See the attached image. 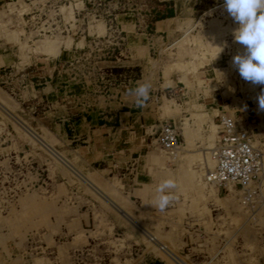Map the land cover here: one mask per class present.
Instances as JSON below:
<instances>
[{"label":"rangeland","instance_id":"374dc122","mask_svg":"<svg viewBox=\"0 0 264 264\" xmlns=\"http://www.w3.org/2000/svg\"><path fill=\"white\" fill-rule=\"evenodd\" d=\"M155 4L0 0V264H264V177L245 203L241 189L206 180L212 158L202 165L222 112L249 110L264 154V85L245 81L233 64L246 52L234 40L239 25L215 14L223 2L195 24L175 20L177 30L157 36L153 50ZM214 15L235 25L220 37L218 56ZM210 64L215 74H202ZM138 83L151 85L144 106L157 125L148 114L144 135L96 129L72 139L74 123L63 120L140 110L129 94ZM162 120L191 134L185 144L178 133L173 157L155 139ZM167 178L176 199L161 212L155 190Z\"/></svg>","mask_w":264,"mask_h":264},{"label":"crops","instance_id":"0c3cea01","mask_svg":"<svg viewBox=\"0 0 264 264\" xmlns=\"http://www.w3.org/2000/svg\"><path fill=\"white\" fill-rule=\"evenodd\" d=\"M224 0H156V8H152V13H154V18L150 23L152 24V27L149 26V29H152L151 36H154L152 38L154 40V43L152 42L147 45L148 47H152L153 50H155L161 40L156 38L157 36H162L167 31H171V34H173L177 28L175 27V20L178 21H186L187 19H192V24H195L198 16L201 15L203 12L209 11L211 9L220 7L223 4ZM155 7V6H152ZM160 7V8H159ZM161 9V10H159ZM163 12L164 15H155V12ZM220 11L217 13L215 11V14L222 16L225 14H229L226 10H218ZM124 15H127V18L124 20L125 24H130V19L128 18V12L122 13ZM152 15V14H151ZM230 15V14H229ZM195 18V19H194ZM166 20H169V22H166ZM172 20V21H170ZM211 26L213 27V31L215 34V42L213 43V52H211L214 56L220 55L221 50V43H220V37L226 30H231L234 28V24L225 23L223 22L222 18L217 17L214 15V17L209 19ZM187 24V23H186ZM185 24V26H186ZM147 25V24H146ZM97 26H99L101 30H104V23L102 21H99L97 23ZM237 26V25H236ZM183 28V27H182ZM139 34H145L142 32H137ZM146 35V34H145ZM226 47V46H225ZM145 57V55L143 56ZM137 59L135 62L139 63L141 60L140 58ZM128 60V59H127ZM140 60V61H139ZM124 61V60H123ZM1 69V64H0ZM143 67H139L138 70L142 74ZM195 69V67L193 68ZM202 74H215L214 67L210 65H206L201 69ZM4 73L0 71V77L3 76ZM172 74H181V72H174ZM220 75V74H217ZM214 109L213 106H211V109H207L206 112H211ZM148 114H152V121L154 124L156 123L157 113L154 109H151L149 106H144V108H140V110H130V109H117V110H111L107 108L105 110V113L102 115H81L79 117H76L72 119L70 123H65L64 120L62 121L63 124H70L72 125V139H76L81 134H85L86 132L92 131V130H99L100 132H107L104 136L113 138L118 132H122L121 134H128V132H134L135 134L139 133L140 135H144L143 128L146 124H151L147 120ZM101 118H105L106 120H102ZM65 119V118H64ZM129 127H133L130 129ZM120 129V130H118ZM157 129V128H155ZM102 130V131H101ZM211 130L213 133L216 132V125L212 124ZM178 133H180L181 138L185 141V144L191 141V134L188 132H183L182 130H178ZM101 135V134H100ZM262 145V144H261ZM181 147V146H180ZM180 151V148H179ZM178 151V153H179ZM209 160H211V155L207 156L206 152L203 154L202 157V165L204 167H207L209 164ZM142 228H140L141 230ZM144 264H160L159 262H156V260H148Z\"/></svg>","mask_w":264,"mask_h":264},{"label":"built area","instance_id":"2783aa9c","mask_svg":"<svg viewBox=\"0 0 264 264\" xmlns=\"http://www.w3.org/2000/svg\"><path fill=\"white\" fill-rule=\"evenodd\" d=\"M248 111L243 116L235 110L218 114V137L210 150L213 164L205 175L208 182L240 188L245 203L261 191L264 177L263 151L254 141ZM155 139L170 156L179 148L177 128L168 120L160 121Z\"/></svg>","mask_w":264,"mask_h":264},{"label":"clouds","instance_id":"9594fccd","mask_svg":"<svg viewBox=\"0 0 264 264\" xmlns=\"http://www.w3.org/2000/svg\"><path fill=\"white\" fill-rule=\"evenodd\" d=\"M227 12L238 23L234 40L244 45L246 52L233 57L240 76L254 85H264V0H224ZM222 51V50H221ZM151 85L138 83L129 94L135 96L136 107H143L150 98ZM259 108L264 110V94L258 97ZM173 178L162 180L155 190L154 202L159 211H165L176 199Z\"/></svg>","mask_w":264,"mask_h":264},{"label":"bare ground","instance_id":"6f19581e","mask_svg":"<svg viewBox=\"0 0 264 264\" xmlns=\"http://www.w3.org/2000/svg\"><path fill=\"white\" fill-rule=\"evenodd\" d=\"M180 144V143H179ZM163 150V149H162ZM178 150V149H177ZM176 150V151H177ZM164 151V150H163ZM165 152V151H164ZM176 153V152H175ZM174 153V154H175ZM167 154V153H166ZM168 155V154H167ZM168 156H170V155H168ZM170 157H173V155L172 156H170ZM263 157H264V154H263ZM210 182V181H209ZM210 183H213V184H215L214 182H210ZM229 186H232V185H227V188L229 187ZM236 189H240V188H238V187H236V186H234ZM144 232V231H143ZM153 239H154V237H153ZM161 248V247H160Z\"/></svg>","mask_w":264,"mask_h":264}]
</instances>
